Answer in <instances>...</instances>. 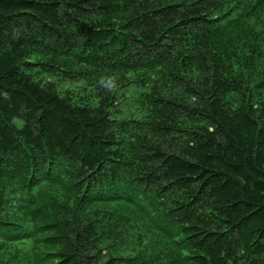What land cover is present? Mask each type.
I'll return each instance as SVG.
<instances>
[{
  "label": "trees",
  "instance_id": "obj_1",
  "mask_svg": "<svg viewBox=\"0 0 264 264\" xmlns=\"http://www.w3.org/2000/svg\"><path fill=\"white\" fill-rule=\"evenodd\" d=\"M0 264H264V0H0Z\"/></svg>",
  "mask_w": 264,
  "mask_h": 264
},
{
  "label": "rangeland",
  "instance_id": "obj_2",
  "mask_svg": "<svg viewBox=\"0 0 264 264\" xmlns=\"http://www.w3.org/2000/svg\"><path fill=\"white\" fill-rule=\"evenodd\" d=\"M61 87L62 88L65 87L66 88V87H72V86L69 83L64 82V83L61 84ZM132 103H133V100H129V102L127 103L125 101V99H122L121 102L118 103L117 108L120 109V111L124 112V108L129 106L128 104H132ZM132 109H133V107L130 110H132Z\"/></svg>",
  "mask_w": 264,
  "mask_h": 264
}]
</instances>
